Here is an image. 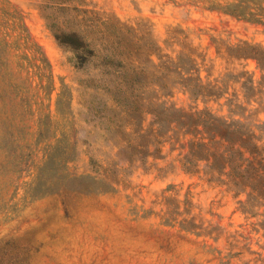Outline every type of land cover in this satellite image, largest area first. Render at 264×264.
Returning a JSON list of instances; mask_svg holds the SVG:
<instances>
[{
  "label": "rangeland",
  "instance_id": "1",
  "mask_svg": "<svg viewBox=\"0 0 264 264\" xmlns=\"http://www.w3.org/2000/svg\"><path fill=\"white\" fill-rule=\"evenodd\" d=\"M7 1L52 82L0 28V264H264L262 181L187 155L169 122L240 119L264 161V22L219 10L234 0Z\"/></svg>",
  "mask_w": 264,
  "mask_h": 264
},
{
  "label": "trees",
  "instance_id": "2",
  "mask_svg": "<svg viewBox=\"0 0 264 264\" xmlns=\"http://www.w3.org/2000/svg\"><path fill=\"white\" fill-rule=\"evenodd\" d=\"M0 6L1 43L4 50H20L24 57L23 67L36 77V83H51L49 63L38 46L31 40L21 14L7 0ZM219 10L232 17L251 22H264V0H234L219 7ZM56 41L86 58L93 54L86 42L75 31L54 33ZM260 53H253L257 59ZM29 80V76L26 78ZM8 83H14L11 78ZM60 94L55 105L58 106ZM174 116H169L173 127L181 131L187 140V155L198 152V159L206 161L211 168H226L232 181L246 183L249 190L256 191L251 184L262 181L259 192L264 197V161L258 149L256 135L248 130V124L240 119L227 120L215 116L206 110L182 111L175 107L169 109Z\"/></svg>",
  "mask_w": 264,
  "mask_h": 264
}]
</instances>
